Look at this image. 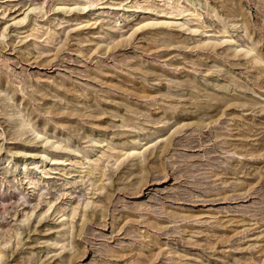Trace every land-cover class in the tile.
Masks as SVG:
<instances>
[{
  "label": "rangeland",
  "instance_id": "374dc122",
  "mask_svg": "<svg viewBox=\"0 0 264 264\" xmlns=\"http://www.w3.org/2000/svg\"><path fill=\"white\" fill-rule=\"evenodd\" d=\"M0 264H264V0H0Z\"/></svg>",
  "mask_w": 264,
  "mask_h": 264
},
{
  "label": "bare ground",
  "instance_id": "6f19581e",
  "mask_svg": "<svg viewBox=\"0 0 264 264\" xmlns=\"http://www.w3.org/2000/svg\"><path fill=\"white\" fill-rule=\"evenodd\" d=\"M34 131H36V130H34Z\"/></svg>",
  "mask_w": 264,
  "mask_h": 264
}]
</instances>
